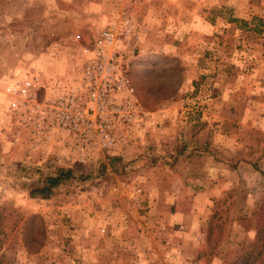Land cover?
<instances>
[{
  "label": "rangeland",
  "instance_id": "374dc122",
  "mask_svg": "<svg viewBox=\"0 0 264 264\" xmlns=\"http://www.w3.org/2000/svg\"><path fill=\"white\" fill-rule=\"evenodd\" d=\"M125 15L127 141L33 148L5 87L77 84L82 46ZM0 158V264H264V0H0Z\"/></svg>",
  "mask_w": 264,
  "mask_h": 264
},
{
  "label": "built area",
  "instance_id": "2783aa9c",
  "mask_svg": "<svg viewBox=\"0 0 264 264\" xmlns=\"http://www.w3.org/2000/svg\"><path fill=\"white\" fill-rule=\"evenodd\" d=\"M133 27V18L125 15L120 30L109 23L90 45L82 46L85 59L75 85H55L48 91L41 75L32 71L5 87L9 110L19 131L30 134L33 148L53 139L84 157L127 141L142 110L113 47Z\"/></svg>",
  "mask_w": 264,
  "mask_h": 264
},
{
  "label": "trees",
  "instance_id": "16d2710c",
  "mask_svg": "<svg viewBox=\"0 0 264 264\" xmlns=\"http://www.w3.org/2000/svg\"><path fill=\"white\" fill-rule=\"evenodd\" d=\"M112 160L113 158H109ZM73 170L71 168H58L53 174L47 175L43 180L41 186L36 187L35 189L30 190V194L36 195L41 194L44 191L49 192V189L57 185L62 179H67L71 177Z\"/></svg>",
  "mask_w": 264,
  "mask_h": 264
},
{
  "label": "crops",
  "instance_id": "0c3cea01",
  "mask_svg": "<svg viewBox=\"0 0 264 264\" xmlns=\"http://www.w3.org/2000/svg\"><path fill=\"white\" fill-rule=\"evenodd\" d=\"M0 168L3 169V158H0Z\"/></svg>",
  "mask_w": 264,
  "mask_h": 264
}]
</instances>
